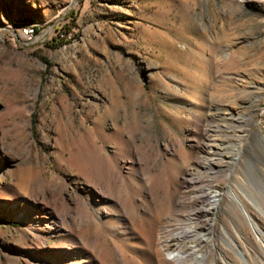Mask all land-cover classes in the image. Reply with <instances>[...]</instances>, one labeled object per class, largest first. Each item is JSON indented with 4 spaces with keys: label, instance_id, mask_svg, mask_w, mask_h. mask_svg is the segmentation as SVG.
Returning a JSON list of instances; mask_svg holds the SVG:
<instances>
[{
    "label": "rangeland",
    "instance_id": "1",
    "mask_svg": "<svg viewBox=\"0 0 264 264\" xmlns=\"http://www.w3.org/2000/svg\"><path fill=\"white\" fill-rule=\"evenodd\" d=\"M252 130L264 0H0V264H264Z\"/></svg>",
    "mask_w": 264,
    "mask_h": 264
},
{
    "label": "bare ground",
    "instance_id": "2",
    "mask_svg": "<svg viewBox=\"0 0 264 264\" xmlns=\"http://www.w3.org/2000/svg\"><path fill=\"white\" fill-rule=\"evenodd\" d=\"M252 133H254V141L257 145L264 147V140L263 138L258 134L257 131L252 130ZM240 155L241 152L238 150H234V155L231 157L232 160L234 162H237L238 159H240ZM247 162L246 167L247 169L251 168V164ZM222 195H226L229 199V201L231 203H235L237 206H239V208L241 209V211L244 214V217L247 221V223L249 224L252 232L254 233L256 239L261 242L264 245V231L257 225V223L253 220V218L250 216V214L248 213L247 209L244 207L243 205V200H242V196L235 191L230 190L229 192H225V193H218L215 191L211 192L210 195V208L211 210H213L214 213L218 212L219 210V202L221 200ZM247 199L250 201L251 205L258 210V212L264 217V210L254 201L252 200L250 197H247ZM214 225L215 222L214 220L211 221V223L209 224V227L211 229V234L209 235H200V239L204 242H214L215 241V234H213V230H214ZM222 242L224 243V245L227 247L228 250L232 251V253L235 255L236 259L238 262H240L241 264H251L246 256L245 251L239 249L237 247V243L235 241V239H233L228 232L225 230V228L222 227ZM237 236L238 239L241 238V234L239 232H237ZM215 246V244H214ZM188 251V250H187ZM197 249L196 246H191V253H196ZM206 253V252H205ZM170 259H172L176 264H181L185 258V254L182 253L181 251H173L170 252ZM188 254V252H187ZM222 253L216 249L213 252V256L214 258H221V260L224 262V264H229L228 261H225L224 257L221 256ZM205 254H195V256L193 257V261L190 264H200L201 261H203L205 259ZM214 264V263H212ZM223 264V263H222Z\"/></svg>",
    "mask_w": 264,
    "mask_h": 264
},
{
    "label": "built area",
    "instance_id": "3",
    "mask_svg": "<svg viewBox=\"0 0 264 264\" xmlns=\"http://www.w3.org/2000/svg\"><path fill=\"white\" fill-rule=\"evenodd\" d=\"M16 34L22 43H32L36 40V27L32 24H21Z\"/></svg>",
    "mask_w": 264,
    "mask_h": 264
}]
</instances>
